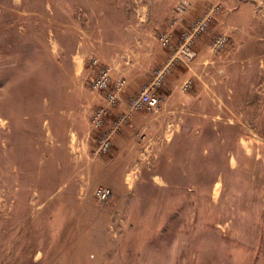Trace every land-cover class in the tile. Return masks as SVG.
<instances>
[{
  "label": "rangeland",
  "instance_id": "1",
  "mask_svg": "<svg viewBox=\"0 0 264 264\" xmlns=\"http://www.w3.org/2000/svg\"><path fill=\"white\" fill-rule=\"evenodd\" d=\"M122 19L165 55L126 110L159 75L129 115L167 106L174 128L121 156L66 117L103 104L81 55L110 66ZM0 264H264V0H0Z\"/></svg>",
  "mask_w": 264,
  "mask_h": 264
},
{
  "label": "crops",
  "instance_id": "2",
  "mask_svg": "<svg viewBox=\"0 0 264 264\" xmlns=\"http://www.w3.org/2000/svg\"><path fill=\"white\" fill-rule=\"evenodd\" d=\"M143 8H146L145 6L134 9L136 12H143ZM119 14L125 15L126 12L129 10L124 11H118V8H115ZM132 12V11H131ZM125 21L119 22L115 29L116 34L120 32L121 34H118L114 41L110 42L109 44V52L110 54L107 55V59H109V64L112 67V79L115 80L118 77H124L127 81V85L124 88L123 92V98H121V101L115 106L116 108L113 110L115 115L111 114L109 119V124H105V127L112 126L118 117L117 113L120 114V112L127 113L126 110V99L125 96L132 94L135 95L143 85L147 83L150 76L152 75V72L156 69L155 66H157L160 63V60L165 58V55H163V51H158L156 53L155 49H153L151 46H144L141 49L138 48H131L129 49L125 40L118 36H123L124 32V26L123 23ZM123 34V35H122ZM118 37V38H117ZM153 50V54H152ZM83 53L81 55L82 61L79 66L78 72L83 75V79L89 80L91 79V69L88 65L86 56ZM86 59V60H85ZM160 59V60H159ZM89 82V81H88ZM161 98L163 100H169L174 99V93L169 92L168 90L163 87L161 89ZM90 106V101L87 99V101L82 102V107L77 110V113H71L66 118H68V121L76 124H82L86 125L89 124L88 119L89 116L91 117L92 110L90 112V109L87 107ZM98 106V105H97ZM94 110V109H93ZM171 110L170 107H162V114H156L151 111L140 110L135 113H132L130 116V125L125 127L122 132L115 135L113 134L112 137V144L115 149H118L119 155H124L123 151H121V147H125L128 137L125 136L127 132L134 131V132H142L147 130V132L155 133L154 135L158 136V134L167 133L169 130H173L174 128V118L171 116H168V111ZM124 114V113H123ZM166 115V116H165ZM121 129V128H120ZM89 135L88 133H85V135H82L80 138L77 137V142L80 141V143L84 144V142H88Z\"/></svg>",
  "mask_w": 264,
  "mask_h": 264
},
{
  "label": "built area",
  "instance_id": "3",
  "mask_svg": "<svg viewBox=\"0 0 264 264\" xmlns=\"http://www.w3.org/2000/svg\"><path fill=\"white\" fill-rule=\"evenodd\" d=\"M180 8L184 9L186 4L181 2ZM163 40V44H167V39ZM192 51L188 50L187 56L192 57ZM91 81L90 85L94 91L100 93L103 97V104L95 108L91 114L90 122L94 128L101 130L98 138V149L100 151H107L112 144L113 134L122 126L127 120L131 111L146 106L149 109H154L159 106L160 98L153 92L155 85L160 83L159 75L156 80L147 88H145L140 95L131 96L128 100L129 112L117 118L111 127H105V117L110 112V108L117 105L119 102L120 93L126 85V79L119 77L115 80L111 76V67L108 65H101L97 58L91 59ZM111 189L109 187H97L94 190V195L98 201L108 202L111 196Z\"/></svg>",
  "mask_w": 264,
  "mask_h": 264
},
{
  "label": "bare ground",
  "instance_id": "4",
  "mask_svg": "<svg viewBox=\"0 0 264 264\" xmlns=\"http://www.w3.org/2000/svg\"><path fill=\"white\" fill-rule=\"evenodd\" d=\"M165 33V32H164ZM221 37V36H220ZM150 83V82H149ZM148 145V144H147Z\"/></svg>",
  "mask_w": 264,
  "mask_h": 264
}]
</instances>
